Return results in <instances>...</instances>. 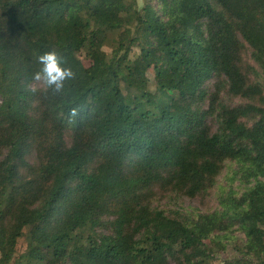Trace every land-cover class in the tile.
<instances>
[{
	"label": "trees",
	"instance_id": "obj_1",
	"mask_svg": "<svg viewBox=\"0 0 264 264\" xmlns=\"http://www.w3.org/2000/svg\"><path fill=\"white\" fill-rule=\"evenodd\" d=\"M49 49L78 73L59 95L31 91ZM0 153V264H213L234 227L264 264V0H0ZM227 162L221 209L154 205Z\"/></svg>",
	"mask_w": 264,
	"mask_h": 264
},
{
	"label": "rangeland",
	"instance_id": "obj_2",
	"mask_svg": "<svg viewBox=\"0 0 264 264\" xmlns=\"http://www.w3.org/2000/svg\"><path fill=\"white\" fill-rule=\"evenodd\" d=\"M137 1L138 5L142 7L144 0ZM154 5L157 6L155 2ZM244 58L250 65L260 71L258 66L252 60L251 51L249 49H247L244 54ZM84 62L86 64L88 63L86 60ZM150 74L151 76H154L156 71L152 69ZM252 78L260 79L259 76L256 77L255 75H252ZM221 98L228 104L238 105L244 102L239 98L231 100L224 92L221 94ZM209 121L211 125L216 128V121L213 119H210ZM0 156H2L1 153ZM237 170L238 166L236 163L227 162L223 172L217 179L216 185L207 194L196 198H179L174 195H169L166 197H160L154 205L173 214L175 212H180L182 214H206L217 211L221 209L220 201L223 196L230 192L241 194L245 189V185L235 174ZM218 235L219 238L215 239L214 243L210 240L207 242L211 249L213 264H254L255 259L247 256L246 239L242 231L237 227H234L230 232H221ZM27 245V237L19 239L16 248L18 256L25 252Z\"/></svg>",
	"mask_w": 264,
	"mask_h": 264
},
{
	"label": "clouds",
	"instance_id": "obj_3",
	"mask_svg": "<svg viewBox=\"0 0 264 264\" xmlns=\"http://www.w3.org/2000/svg\"><path fill=\"white\" fill-rule=\"evenodd\" d=\"M39 70L32 74L31 91L42 89L53 95L62 94L66 84L77 80L78 73L68 64L65 57L55 49H49L37 57ZM80 116V109L73 107L68 113L69 120Z\"/></svg>",
	"mask_w": 264,
	"mask_h": 264
}]
</instances>
